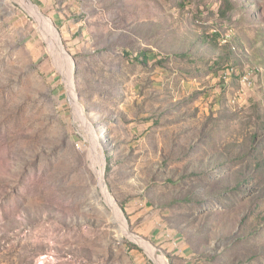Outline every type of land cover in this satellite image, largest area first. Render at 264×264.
Segmentation results:
<instances>
[{
    "label": "rangeland",
    "instance_id": "obj_1",
    "mask_svg": "<svg viewBox=\"0 0 264 264\" xmlns=\"http://www.w3.org/2000/svg\"><path fill=\"white\" fill-rule=\"evenodd\" d=\"M29 2L67 62L0 0V264H158L91 149L166 264H264V0Z\"/></svg>",
    "mask_w": 264,
    "mask_h": 264
},
{
    "label": "bare ground",
    "instance_id": "obj_2",
    "mask_svg": "<svg viewBox=\"0 0 264 264\" xmlns=\"http://www.w3.org/2000/svg\"><path fill=\"white\" fill-rule=\"evenodd\" d=\"M13 1L20 4L28 12V14H30L33 17V19L38 24L39 28L47 34V36L49 37V39L53 45L54 55L59 58L60 63L61 62L64 63V61H66V57H65V55H64V53H63V51L59 45L58 36L55 32V29L53 28L51 21L48 20L47 18L43 17L42 14L35 8V6L31 5L29 0H13ZM67 72H69V71H67ZM66 78H67L68 91L70 94L72 106H73L77 116H79L80 119H83L84 117L82 114V110H81L76 98L74 97L70 75L67 74ZM90 158H91L92 166H93L96 174L99 177V186H100L101 190L103 191V194H104V197L106 198V201H108L109 205L113 209L114 220L117 223V226L119 227L121 233L127 235L128 231H127V228H126V226H125V224L121 218L120 212H119L116 204H114V202L112 200L113 199L112 196L109 194L108 190L105 188V184H104L103 177L101 174V163L98 159H96V157H94V152H92V149L90 151ZM130 237L135 239L136 241H138L140 243L141 247H143V249L145 250V252L155 262H157L158 264H166V262L163 260V258L161 256H158L154 252V249L152 247H150L147 242H144L142 240L140 241V239H137V238L132 237V236H130Z\"/></svg>",
    "mask_w": 264,
    "mask_h": 264
},
{
    "label": "water",
    "instance_id": "obj_3",
    "mask_svg": "<svg viewBox=\"0 0 264 264\" xmlns=\"http://www.w3.org/2000/svg\"><path fill=\"white\" fill-rule=\"evenodd\" d=\"M105 188H106V186H105ZM113 200V202H114V204H116V202H115V200L114 199H112ZM117 206V205H116ZM118 208V207H117ZM118 210H119V212H120V214H122V211L118 208ZM127 231H128V228H127ZM128 235L129 236H132V237H135V238H138V236L136 235V234H133L132 232H130V231H128Z\"/></svg>",
    "mask_w": 264,
    "mask_h": 264
}]
</instances>
